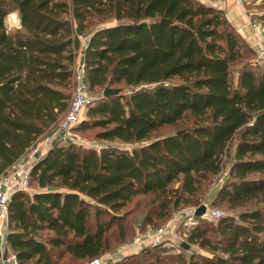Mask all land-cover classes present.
I'll return each instance as SVG.
<instances>
[{
    "label": "trees",
    "instance_id": "trees-1",
    "mask_svg": "<svg viewBox=\"0 0 264 264\" xmlns=\"http://www.w3.org/2000/svg\"><path fill=\"white\" fill-rule=\"evenodd\" d=\"M12 11L19 26L7 29ZM80 52L97 95L72 130L97 128L93 139L131 147L55 141L33 162L35 190L15 192L8 205L17 264L98 257L131 198L149 197L146 223L151 210L163 220L198 206L227 162L209 203L230 214L215 223L194 217L186 234L210 255L155 244L112 264H131L150 247L179 264H264V66L205 2L0 0V175L57 124ZM105 87L118 93L103 97Z\"/></svg>",
    "mask_w": 264,
    "mask_h": 264
},
{
    "label": "built area",
    "instance_id": "built-area-1",
    "mask_svg": "<svg viewBox=\"0 0 264 264\" xmlns=\"http://www.w3.org/2000/svg\"><path fill=\"white\" fill-rule=\"evenodd\" d=\"M215 6L220 9L226 4L234 6H245L254 4L256 0H199ZM3 22L7 29H13L19 26L16 12L12 11L5 15ZM259 28V27H258ZM259 34L262 35L264 27H260ZM264 41V37H263ZM264 53V45L262 49ZM74 83L72 85L71 95L65 111L60 116L56 125L46 129L34 142L27 148L25 153L15 161L4 174L0 175V264H17V260L13 251L10 249L7 241L8 231V205L12 195L15 192H32L29 179L30 169L33 162L47 150L55 141L76 142L72 133L73 126L81 119V116L91 105L93 101L92 95L88 92L84 69L83 59L75 67ZM77 143V142H76ZM194 210V209H193ZM225 213L216 207H207L201 217L209 222L215 223L223 217ZM165 227H159L151 232L137 233L131 240L124 243L120 249L113 253H104L98 257H94L86 262V264H105L114 263L120 257L141 246L148 244H157L160 242V236L163 235Z\"/></svg>",
    "mask_w": 264,
    "mask_h": 264
},
{
    "label": "rangeland",
    "instance_id": "rangeland-1",
    "mask_svg": "<svg viewBox=\"0 0 264 264\" xmlns=\"http://www.w3.org/2000/svg\"><path fill=\"white\" fill-rule=\"evenodd\" d=\"M259 1V0H258ZM258 3V2H257ZM245 5L246 9H251L255 11H263L264 12V1L260 2L257 6L256 4ZM251 20L257 22V19L250 17ZM256 18V17H255ZM251 47V46H250ZM252 48V47H251ZM260 65L264 66V58L256 52V59ZM76 68H74L75 71ZM72 91V89H71ZM97 90L91 92L93 99L95 98ZM102 91L100 90V94ZM71 94V93H70ZM85 112L81 116V119L85 118ZM97 130V128H91L86 131H74L72 130L73 135L75 136L74 140L79 144L84 145H94L95 147L104 145V144H111L115 146H128L130 149V145H126L117 140L114 141H107V140H100V139H93L92 135ZM228 165L227 162L224 166L223 170L216 176L213 177V183L208 185L205 188L201 195L205 192V194L200 199V205L205 204L208 208L209 207H216L221 209L225 215L230 214L229 210L226 208L223 202H219L215 206H210V198L213 192L220 186L221 182L228 177ZM31 189L35 190L34 183L31 186ZM148 196H134L131 198V201L120 210L119 213L126 214L125 219L123 220V224H121V228L117 226V224L111 225L110 229L106 232L108 237V245L106 247L105 253H113L117 249H120L124 243L131 240L137 233H145L146 231H153L159 227H165L164 234L160 236V242L157 245H161L163 247L168 248L167 250L173 251H181L185 249L182 253L185 257H187L189 252H195L199 254H207L210 255V252L207 248L199 247L196 244H191L186 241V234L189 230V227L192 223H194V210L197 206L192 204H184L180 205L178 208L173 209L169 212L168 217L161 220L156 214V211L151 210L149 213V221L148 223L144 220L145 213H148V203L145 201ZM142 201V203L138 202ZM198 204V206H199ZM107 216L101 215L100 219L104 220ZM201 220H205L200 216ZM207 221V220H205ZM209 222V221H208ZM123 234H125L123 238ZM155 245V244H148L146 246ZM150 253H143L141 252L135 260L131 264H179L175 261L174 258L167 259L160 254L159 249H154L150 247ZM86 261L74 263V264H86Z\"/></svg>",
    "mask_w": 264,
    "mask_h": 264
},
{
    "label": "crops",
    "instance_id": "crops-1",
    "mask_svg": "<svg viewBox=\"0 0 264 264\" xmlns=\"http://www.w3.org/2000/svg\"><path fill=\"white\" fill-rule=\"evenodd\" d=\"M251 5V4H250ZM218 8V6H217ZM225 17L235 27L237 32L244 38L249 46H251L258 54L264 58L262 53L264 41V32L259 34V28L264 27V12L246 9L245 6H234L232 4H226L221 9ZM257 19V22L251 20V18ZM256 17V18H255ZM259 27V28H258ZM83 45L85 44V37H81ZM83 59V53L80 52L75 61V67ZM3 264H7L3 262Z\"/></svg>",
    "mask_w": 264,
    "mask_h": 264
},
{
    "label": "water",
    "instance_id": "water-1",
    "mask_svg": "<svg viewBox=\"0 0 264 264\" xmlns=\"http://www.w3.org/2000/svg\"><path fill=\"white\" fill-rule=\"evenodd\" d=\"M118 93V89H114V88H110V87H105L102 91V96L103 97H107L109 95H112V94H117ZM205 210V204H201L199 206H197L195 209H194V216L195 217H200L202 215V213L204 212Z\"/></svg>",
    "mask_w": 264,
    "mask_h": 264
}]
</instances>
